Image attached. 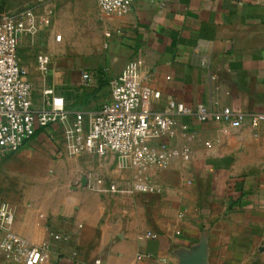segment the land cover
Listing matches in <instances>:
<instances>
[{"label":"crops","instance_id":"crops-1","mask_svg":"<svg viewBox=\"0 0 264 264\" xmlns=\"http://www.w3.org/2000/svg\"><path fill=\"white\" fill-rule=\"evenodd\" d=\"M50 1L30 4L50 17L38 37L52 55L48 75L29 74L35 109L53 89L74 110L70 92L82 73L92 72L100 81L84 90L91 93L85 106L75 107L90 108L102 87L110 98V79L142 59V86L161 93L154 110L176 100L190 108L204 104L212 115L206 123L180 117L173 135L151 143L156 150L160 144L188 150V160L142 173L121 169L114 156L105 158L116 167L68 156L57 127L38 130L18 152L0 154L2 168L30 177L48 165L62 182L61 196L51 200L45 185L37 199L24 189L14 193L5 200L15 213L12 231L33 245L49 243L51 264H264V124L254 129L249 120L264 114V0H133L126 15L109 17L96 0ZM226 108L246 116L241 127L221 121ZM100 179L125 192L96 191ZM138 179L160 193L132 192ZM50 233L71 240L55 242ZM0 264L18 263L0 255Z\"/></svg>","mask_w":264,"mask_h":264},{"label":"built area","instance_id":"built-area-1","mask_svg":"<svg viewBox=\"0 0 264 264\" xmlns=\"http://www.w3.org/2000/svg\"><path fill=\"white\" fill-rule=\"evenodd\" d=\"M96 3L107 17L123 16L130 12L133 0H96ZM49 27L50 17L41 16L35 6L0 15V154L16 153L38 130L57 127L63 150L71 157L86 153L103 158L114 156L121 169H134L139 173L154 166L167 168L177 159H189L188 150L168 149L162 144L156 150L151 143L173 135L180 117L195 116L199 122L206 123L212 112L204 104L190 108L176 100L169 101L165 111L154 110L152 101L160 99L161 93L142 86V59L130 61L118 76L109 80L110 98L94 114L68 108L65 99L55 96L53 89L44 92L45 96L51 97L50 101L43 108L35 109L29 72L20 62L18 49L22 38L34 41ZM51 64L50 53L38 55L37 67L42 75H48ZM99 81L96 73H82L79 89H92ZM220 119L238 128L246 116L226 108ZM249 120L251 126L258 129L264 124V114L251 115ZM105 186L103 180H98L96 191L125 192L115 185ZM132 192L160 193V190L152 183L138 179ZM14 222V211L7 202L0 200V233L3 235L0 255L18 264H51L50 244H31L12 231ZM50 237L55 242L71 240L65 233H50ZM95 264L102 263L98 260Z\"/></svg>","mask_w":264,"mask_h":264},{"label":"rangeland","instance_id":"rangeland-1","mask_svg":"<svg viewBox=\"0 0 264 264\" xmlns=\"http://www.w3.org/2000/svg\"><path fill=\"white\" fill-rule=\"evenodd\" d=\"M39 1V0H0V15L9 13V12H19L23 11L30 6L32 2ZM67 2L75 3V0H66ZM54 5H56V0H51ZM58 4V3H57ZM70 8V6H68ZM99 8V6H98ZM100 10V8H99ZM101 11V10H100ZM68 14H71V11H67ZM66 12V13H67ZM75 15V13H74ZM80 16H76V22L79 20ZM47 48L46 41L44 39V36L41 35L36 39V41L28 42L26 40H23L20 44V49L18 52V55L21 59V62L23 65L27 68L30 77L32 70L39 71L37 67V57L41 52H45ZM39 79V76L36 77ZM39 81V80H38ZM72 89H75L73 92H70L72 95V100L74 103L69 104L70 107H73L74 110L80 105L85 106L84 104L87 103V101L90 99L91 93L86 91H81L79 87H74ZM109 90L106 86L102 87L100 91L98 92L95 103L90 108H83V109H77L81 110L82 112H96L101 107V105L108 99ZM76 107V108H75ZM88 114V113H87ZM59 141H61V133L58 135ZM60 144H62L60 142ZM49 146V145H48ZM42 149L45 151V154H52V156L60 157L63 153L62 148H59L54 153L51 151H48V147H42ZM64 155V153H63ZM83 156L87 157V161L90 162L92 165L96 167H101L102 163L106 164L107 162H111L112 167H116V162L111 161L106 158H102L100 156H97L95 154L86 153L83 154ZM31 165L33 164V161L30 162ZM29 166V163H25L24 169ZM61 180H58L56 176L54 175L53 171H49V166L47 165V172L38 174V175H30V177L27 176V174H22V172H13L8 169L2 168V162H0V200L5 201L9 197H12L14 193L18 195V192L21 191V189H24L26 191L31 192V198L37 199V195L35 194V191L38 192L39 186L42 187V185H45L47 188V196L51 198V200H55L56 198H60L61 196Z\"/></svg>","mask_w":264,"mask_h":264},{"label":"water","instance_id":"water-1","mask_svg":"<svg viewBox=\"0 0 264 264\" xmlns=\"http://www.w3.org/2000/svg\"><path fill=\"white\" fill-rule=\"evenodd\" d=\"M83 185L86 186V178L84 177Z\"/></svg>","mask_w":264,"mask_h":264},{"label":"trees","instance_id":"trees-1","mask_svg":"<svg viewBox=\"0 0 264 264\" xmlns=\"http://www.w3.org/2000/svg\"><path fill=\"white\" fill-rule=\"evenodd\" d=\"M74 109V108H73Z\"/></svg>","mask_w":264,"mask_h":264}]
</instances>
